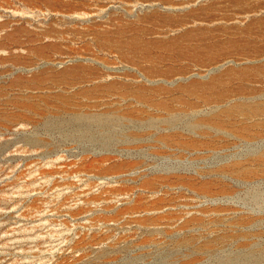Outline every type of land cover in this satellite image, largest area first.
<instances>
[{
	"label": "rangeland",
	"instance_id": "obj_1",
	"mask_svg": "<svg viewBox=\"0 0 264 264\" xmlns=\"http://www.w3.org/2000/svg\"><path fill=\"white\" fill-rule=\"evenodd\" d=\"M0 264H264V0H0Z\"/></svg>",
	"mask_w": 264,
	"mask_h": 264
}]
</instances>
